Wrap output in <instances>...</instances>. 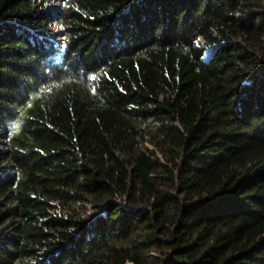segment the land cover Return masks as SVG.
<instances>
[{
	"label": "trees",
	"instance_id": "16d2710c",
	"mask_svg": "<svg viewBox=\"0 0 264 264\" xmlns=\"http://www.w3.org/2000/svg\"><path fill=\"white\" fill-rule=\"evenodd\" d=\"M0 264H264V0H0Z\"/></svg>",
	"mask_w": 264,
	"mask_h": 264
},
{
	"label": "rangeland",
	"instance_id": "374dc122",
	"mask_svg": "<svg viewBox=\"0 0 264 264\" xmlns=\"http://www.w3.org/2000/svg\"><path fill=\"white\" fill-rule=\"evenodd\" d=\"M209 53V52H208ZM209 55V54H208Z\"/></svg>",
	"mask_w": 264,
	"mask_h": 264
}]
</instances>
